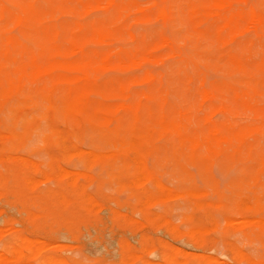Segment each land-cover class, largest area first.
<instances>
[{
  "label": "rangeland",
  "instance_id": "obj_1",
  "mask_svg": "<svg viewBox=\"0 0 264 264\" xmlns=\"http://www.w3.org/2000/svg\"><path fill=\"white\" fill-rule=\"evenodd\" d=\"M10 1L18 2L19 0ZM133 1L137 3L140 2L139 4H145L150 0ZM255 1L264 7V0ZM243 5L246 6L245 4ZM180 13L181 16L180 19L178 18L179 21L177 28L173 32L167 30V34L170 37L172 36L177 42V45L188 53L183 55L185 57L180 56L179 58V56H177L171 58L167 56V49H161L153 54L151 61H148L147 65L143 68L134 67V65L129 63V68L126 69H102L101 80L98 81L97 84H91V93L88 92L89 94L83 96L82 105L85 110L89 111L90 114L97 113L99 116L100 119L95 122L98 125L95 123L93 125L95 127L97 126L100 130H104V127L106 130L108 128L109 130L112 128V130H114V128H116L114 126H116V120L118 118H122L123 122V126L121 128V134L123 135H121V138L124 140V136H126L127 140L125 139V141L127 142L130 140V136L128 135H131L134 131L139 132L138 130H141V128L145 131L147 130L146 132L150 130L149 133L151 134L148 140L150 143L147 141V145L144 143L146 140L143 139L145 140L143 141L145 151L147 148V151L151 150V152L149 151L150 154H146L144 158L146 164H148L146 171L140 173L137 172V174L139 173L137 180L135 177L137 174L135 175L136 172L135 169H133L135 167V165L133 166V164H135V161H133L134 156H132L133 152L123 151L122 153V150L117 151L114 147L105 144L103 137H101L98 132L99 130H97L98 128H95L96 130H94L90 123L84 122L87 125L82 123L80 128L78 127V129H75L77 126H74L71 121L60 118L55 120L53 123L54 127L60 132H63L65 137H69L67 142L69 150L73 147V145L78 146L76 149H71L70 153H73L72 155L70 154L68 157L65 154L64 158L60 150L52 145L46 146L39 141L40 139H38V137H34L28 148L22 149L20 153L18 152V154L15 155V157H24L23 159L30 160V162H33L40 167V171L35 172L33 167L30 168V166L25 168L24 171L25 173L27 172L26 175L30 177L31 183L27 185L22 181L19 183L20 186L15 185V181H17L18 178L17 175L20 176L19 173H16L17 175H12L11 172L9 173L5 171L6 164L8 165L9 163V165H11L16 162L20 163V161H15L7 155L4 157L3 161L0 160V163L2 162L0 164V171H3V181L5 182L4 185L0 186V225H2L0 226V232L3 234H0L1 247H3V243L10 240L14 242L15 237L12 232L15 231L13 232L15 236L21 235V237H24L32 242L34 241L36 249H41L44 244L45 247L46 243L47 245L48 243L51 245L55 244L53 246L49 245L48 249H45L46 252L43 251V253L45 254L55 251L51 254L58 253L56 256H60L65 261H68L69 264H72L73 260L75 264L76 261L77 264H79V262L80 264H147L148 260V263H150V261L154 262L150 264H174L173 260L169 261L164 259V257L162 260V256H160L162 253L170 254L172 250H174L173 257H175L177 262L180 264H197L198 262L209 260L207 259L209 257H213L218 260V262L213 260L212 264H252L254 261L255 264L264 263V245L262 241H260L255 235L245 236L238 232L239 229H251V227H254L259 220L264 221V215H262L264 214V209L256 213L248 211L240 214L238 213L236 207V201L242 197L249 200V205L252 206L254 204L252 207L256 205V201L254 199L259 198V203L261 207L264 208V165H262V163H264V90L261 92L263 99L261 98L260 100L249 101V106L252 110H246L243 108L240 101V104L238 105L232 101L231 95L224 92L221 101L227 103L230 109L228 113L223 112L216 105H213L211 102H205L201 98L198 92L200 89V86L198 87L200 82L197 80V68L194 65L187 63L189 58L190 60L193 58L197 61H201V59L202 61H207L210 58L214 59L219 55H225L226 53L232 51H236L244 55L245 60L249 59L259 61L264 54V43L260 38L254 37L249 39L239 38L233 44L226 43L225 45H221L211 38L200 37L192 34L191 25L186 13L184 11H180ZM64 16H60V18H65V24L70 21L81 20L80 16L74 14L67 15L68 17ZM111 17V14H108L98 16L96 19L97 21L102 22L109 20ZM134 18L135 17L131 16L130 20L122 22L121 26L125 29L132 28L139 37V41L133 43L123 33L117 34L114 38V48L116 50L120 47L123 48L126 54L125 58L129 55L130 51L137 50L140 53L143 52L145 49V45L143 43L144 37L147 36V42L154 43L158 39L161 30L164 27L163 23L160 20L158 21L156 18L145 21H136ZM12 28L14 30L16 29L14 25L11 26V29ZM251 39L253 44L250 42ZM249 57L253 59H250ZM211 67L212 70H208V72H206L208 73L206 74L208 84L220 79L221 77H229L230 72L225 67H217L213 62H211ZM145 70L151 71L157 79L149 83H142L137 86H133V97L136 101L142 102L143 110L139 115V122L135 127H132L133 113L129 111H121L117 113L115 107L120 101L118 99L116 100V98L111 95L110 86L120 81L140 76ZM189 76L192 77V81L187 80ZM92 86L94 87L92 88ZM36 87V85H33L32 91L30 92L31 97L36 95ZM143 92L150 96V101H147L145 98H141V94ZM202 105H204V107ZM105 107H110V110L105 112ZM180 112L187 114L190 127L183 129L179 134H170L171 136L169 133L162 132L159 124L168 123L169 120H177L174 118L176 115L178 120H180ZM120 114L121 116H119ZM44 124L45 122L43 121H37L34 126L36 127L40 125L42 129H45V125L47 124ZM229 125L236 130L242 129L246 131V134L243 136V139L246 142H243V146L241 145L242 148H239L237 143V145L235 144V148L237 149H246L243 156L245 160L243 159L244 161L242 164L237 165V163L231 158L233 154L230 156L223 155L224 153H234L231 149L227 150L228 146L225 143H222L220 148H216V152L212 154L211 158H203L202 154L205 150L199 148L198 149L200 151L197 150V148H195V142L198 141L202 144L205 137L211 139L216 138L217 134L210 132L209 128L224 129ZM75 130L78 131L80 135L79 139L71 137ZM18 131H21V129L19 128ZM89 150L91 151L89 152ZM115 150L117 152H115ZM194 150L197 152L196 155L194 154ZM75 151L77 153H74ZM108 151H111L109 154L114 153V155L110 154L106 158L101 156L103 153V155H107ZM91 152H94L91 156L96 153L99 158L96 157V155H94V157H89V153ZM219 153L221 154L219 155ZM81 155L82 157L85 156L86 160H88L85 167L84 164H80L81 160L79 159L81 158ZM118 155H121L122 157ZM237 156L238 155H235L234 158ZM53 157L59 161L63 171H60V169H55L54 171L49 170ZM125 157L127 158L126 160H124ZM92 158L97 159L93 160ZM109 158L120 159L118 161L115 159L117 164H119V169H117L118 166L115 167L116 163L113 161L110 163L112 167L108 164L109 168H106L107 164L105 162H110ZM4 161L9 162L7 163ZM103 162L104 165L102 164ZM124 162L128 163L130 167L133 166V168H131L135 173L132 172L130 167L129 171H125ZM120 163H122V166H120ZM82 171H85V174ZM62 173L63 175H61ZM64 173L66 175L68 173L69 175H65L64 177ZM141 173L145 177L147 173L148 177L145 179ZM4 174H6L7 178ZM154 175L155 177H153ZM39 178L43 181H40ZM135 180H137V182ZM141 180L142 183L140 182ZM144 180H146V182ZM58 182L63 185L65 183V205H62L61 200H57L56 198L52 199L47 196V201L46 198L43 199V197H46L45 191L48 192L51 188L53 191L58 190ZM157 183H162L161 185L163 188H157ZM76 184L78 188L77 190L81 191L79 194L83 193L84 198H79V195H76V189L74 190V188H76L74 185ZM136 185L137 188L135 187ZM151 185L154 188H152ZM21 186L29 190L24 189V192ZM127 186H130V188H127ZM19 187L21 189H19ZM67 187L70 188L68 189ZM37 189L39 191H36ZM12 190H16V192ZM132 190L134 191L132 192ZM188 190H191V192L187 193ZM19 192L21 193V197ZM22 192L24 194H22ZM36 193L37 196H35ZM175 193H178L179 197H177L178 195ZM180 194L182 195L180 196ZM75 195L78 198L74 197ZM40 196L42 197L41 201L37 199ZM168 196L170 199L167 198ZM32 197L36 199L33 198V200ZM158 197L160 198L158 199ZM162 197H166L167 199H161ZM1 198H4L5 203ZM6 198H9L10 200ZM25 198L28 201H26ZM22 199L26 202H22ZM78 199L82 202H77ZM199 199L201 201H199ZM56 200L59 201V203L56 202ZM6 201H11V203ZM20 201L21 203H19ZM52 201L53 203H51ZM31 202L33 203L32 206ZM35 202H37V206L40 202L39 207L43 209L37 207L34 204ZM44 202L46 204H44ZM199 203L203 204L204 207H198ZM50 204L53 205V207ZM59 204L61 205V208H59ZM211 204H213V207H209ZM41 205H47V207L44 208L41 207ZM221 205L223 207H220ZM48 206H51V208ZM24 208H26V210H24ZM47 208L52 209L51 212H54V209L57 212H60L62 209V212H60L61 214L57 213L56 216H51L49 213L46 214L45 210ZM38 209H40V211ZM116 209L119 210L117 211ZM207 209L210 211L207 212ZM78 211L83 212V215H85L86 218L83 215L81 216H83L86 220L89 219L88 222L83 217L82 218L84 220L81 218L80 214L82 213H79ZM23 212L25 213L22 216ZM48 214L50 218L48 217L49 219H45L47 221H44L45 215L47 216ZM75 214H79L78 216L80 218L76 219L77 224H75L76 222L74 223ZM225 216H227L229 220L235 221L232 223L233 226L230 224V221H223L227 220ZM59 217L61 218L59 219ZM37 219H39V221ZM240 219H242V222H240ZM245 219H251V221L256 222H254L255 224L253 222H246L244 221ZM36 220L37 223L35 226L34 222ZM54 220H56L59 224H57ZM78 220L82 221L78 222ZM90 220L93 225L90 223ZM40 221L45 224H42ZM53 221L56 225L52 223ZM84 221H86V224L89 223L88 226L91 227H88ZM239 222L242 225H236L239 224ZM244 222L248 224L243 225ZM19 223L20 225H18ZM78 223L81 224L79 225ZM82 223L84 225H82ZM51 224L54 226H51ZM72 224L75 226L70 227ZM9 225L10 227L6 229ZM43 225H45V227ZM84 226L87 227L85 228ZM191 226H193V230L196 228V231H202V233L196 234L197 237L199 236V239L191 240L192 238L189 234ZM78 227L81 229H78ZM214 227L216 228L214 229ZM14 228L15 230H13ZM9 229L12 230L10 231ZM78 230H80V232L77 233ZM203 230L206 231V233H204ZM72 231L73 233L75 232L73 236ZM247 231H249V229ZM145 239L147 241H145ZM146 242L148 243L147 245L145 244ZM1 247L0 254L3 253V248L1 249ZM59 247L61 249H59ZM126 250L128 255L127 257H130L124 259L125 262H121V259L123 260V257H121L122 253ZM194 258L196 259L194 260ZM140 259L142 260L141 262ZM239 259L243 262L239 261ZM33 264H40L39 259H35V261L33 260Z\"/></svg>",
  "mask_w": 264,
  "mask_h": 264
},
{
  "label": "bare ground",
  "instance_id": "obj_2",
  "mask_svg": "<svg viewBox=\"0 0 264 264\" xmlns=\"http://www.w3.org/2000/svg\"><path fill=\"white\" fill-rule=\"evenodd\" d=\"M139 3L134 2L133 0H56V1L54 0H19L18 2H12L10 0H0V160L3 161L4 157L7 155V156H10V158L14 159L15 161H20V163L16 162L11 165H9L8 163L9 161L8 162L4 161V162H7L9 165L8 166L6 164L5 166L6 172H9V173L11 172L12 175L19 173V175L21 176L20 177L16 174L18 178H17V181H15L16 182L15 185L18 186L19 183L22 181L27 185L31 183L30 177L27 176L26 175L27 172L25 173L24 171L25 168L30 166V168L33 167V170L35 172L40 171V167L37 166L35 163L30 162V160H25L23 159L24 157H15V155L18 154V152L20 153L22 149L28 148L30 143L33 141L34 137H38V139H40L39 141H41L44 145L46 146L52 145L58 150H60L62 152L63 157L65 156V154L69 157L70 154L71 155L73 154V153H70L71 149H76L78 147L77 145H73V147L69 150L67 146L69 137H65V134L63 132H60L58 129L54 127L53 123L55 122V120L60 118V119H64L67 121H71L74 124V126H77V128L75 129H78V127L80 128V126H82V123L84 122L90 123V125H92L94 130H96L95 128H98L97 126L95 127L93 124L98 119H100L99 116L97 115V113L90 114L89 111L85 110L82 104H83V98H84L83 96L89 94L88 92H90L91 90V84L93 83L97 84V82L101 80V77H102L101 70L102 69L104 70L106 69L111 70L115 68H125L126 69V68H129L128 66L129 63L134 65V67L143 68L145 65H147L148 61H151V58H153V54L161 49L163 50L167 49L168 50L167 56L171 58L177 57V56H179V58L180 56L185 57L183 55L188 54L177 45V42L173 39L172 36L170 37L167 34V30H170L173 32L177 28V24L181 16L180 11L181 12L184 11L186 13V16L191 25L192 34L196 36L211 38L221 45L222 44L225 45L226 43L233 44L239 38L249 39V38H254V37L260 38L264 43V7L259 5L255 0H160V1L150 0L145 4H139ZM243 4H245L246 6H244ZM70 14L80 16L81 20L70 21L65 24V21H64L65 18H60V16H64V15L67 16ZM108 14H111L112 16L109 20L102 21V22L97 21L96 18L98 16L108 15ZM131 16L135 17L134 19L136 21H141V20L145 21V20H151V19L156 18L158 19V21L160 20L163 23L164 27L162 28L158 39L154 43L147 42V36L144 37L143 43L145 45V49L143 52L140 53L137 50H133V51H130L129 55L125 58L126 54L123 48L120 47L117 50L114 48V45H115L114 38L117 34L123 33L133 43H136L139 41V37L137 36V34L134 32L132 28L125 29L124 27L121 26L122 22L130 20ZM12 25H14L16 28L15 30L12 28L14 31L11 29ZM250 42L251 44H253L252 39L250 40ZM249 58L253 59L251 57ZM188 61H187L188 64H192L197 68V71H198L197 80H199L200 82V85H198V87L200 86V89L198 90V92L201 98L205 102H211L213 105H216L223 112L228 113L230 109L227 103H224L221 101V98L224 92L231 95L232 101H234L238 105L240 104L239 103L240 101L242 103L241 106L245 108L246 110H252V108L249 106V101H254L258 99L260 100L263 97L261 92L264 90V54L261 60L259 61L249 60V59L245 60L244 55L236 51L226 53L225 55H219L218 57L214 59L210 58L207 61L203 60L204 62L202 61V59L201 61H197V60H194L193 58L192 60H190L189 58ZM211 62H213L217 67L223 66L227 70H229L230 72L229 77H221L220 79L208 84L207 83L208 78L206 79V74L208 73L206 72H208V70H212ZM210 77H211V74H210ZM156 79L157 77L151 71L145 70L140 76H135L128 80L120 81L118 83L112 84L110 86L111 95H113L116 98V100L118 99L120 101L119 104L115 107L117 113L121 111L122 112L129 111L133 113L132 127H135L137 123L139 122V119H140L139 115L143 110L142 102L136 101L135 98L133 97V86H137L142 83H149ZM191 79L192 77L190 76L187 78L188 81H190ZM33 85L37 86L35 89L36 95L34 97H31L30 92L32 91ZM93 87L94 86H92V88ZM141 98L143 99L145 98L147 101H150V96L145 92L141 94ZM202 106L204 107V105ZM104 109L106 112L110 110V107H105ZM96 112H99V111H96ZM119 116H121V114ZM176 116L174 118L178 120ZM177 120L175 119L169 120L168 123L159 124V127L162 130V132L169 133V135L173 133L179 134L182 132L183 129H187L190 127L189 118L186 113L180 112V120L178 121ZM37 121L45 122V124H47V125L44 124L46 126L45 129H42L40 125L35 127L34 125ZM122 126H123L122 118H118L116 120V126H114L116 128H114V130H112L113 128L110 130L108 128L106 130L105 127H104V130H100L99 128L97 130H99L98 131L99 134L101 135V137H103L105 144H107L108 146L114 147L117 151L122 150L121 151L122 153L123 151L133 152V155H132L134 156L133 161H135V164H133V166L135 165V167L134 168L133 166L131 167L135 169L136 173L133 171V169L130 167L128 163L124 162L125 171H129V169L131 168L132 172H134L135 175L137 174V172L140 173V172L146 171V169L148 168L147 167L148 164H146L144 158L146 154H150L151 150H149L150 151L149 152L147 151L148 150L147 148V150L145 151L143 141L146 140V142L144 143L147 144V141L149 140L150 134H151L149 133L150 130L146 132L147 130L145 131L141 128V130H138L139 132L134 131L131 135H128L130 136V140H128L127 142L125 141L126 136H124L125 137L124 140L121 138V135H123L121 134ZM146 126L144 127L147 128ZM19 128L21 129V131H18ZM209 131L214 134H217V137L214 139L205 137L203 139L202 144L199 143L198 141L195 142L196 144L195 148H197V150L199 149L205 150L203 154L201 152L202 157L207 158V159L211 158L212 154L216 152V148H220L221 144L225 143L228 146L227 150L231 149L233 150L234 153H231V154L224 153L223 155L230 156L233 154L231 158L237 163V165L242 164V162L245 160L243 156H244L246 149L243 148L245 150H241L235 147L238 144V147L240 148L243 142H246L243 139V136L246 134V131L242 129L236 130L230 125L224 129L209 128ZM71 137L75 139H79L80 135L78 131L75 130V132L72 134ZM79 150H80V147H79ZM116 150L115 152H117ZM90 151L91 150H89V152ZM195 151L196 150H194V154L196 155L197 152ZM109 152L111 151H108L107 155H103L104 153L103 154L100 153V154H102L101 156H104V158H106L110 154L114 155V153L109 154ZM74 153H77V152L75 151ZM92 153L94 152L89 153L90 156L86 154L84 155L89 156V157H94L96 153L93 156H91ZM122 153L121 155L123 156ZM220 154L221 153H219V155ZM121 155H118V156H121ZM235 155H238L237 156L238 158L237 157L234 158ZM96 157H98V155H96ZM92 159L94 160L95 158H92ZM111 159L113 158H109L110 162L109 161L105 162L107 164L106 168H109L108 166L111 165L110 164L111 161L116 163L115 167L119 165L116 162L120 160L119 158L117 159L115 158L116 161L115 159L113 160ZM126 159L127 158L125 157L124 160ZM79 160H81L80 164L81 163L84 164V167L85 165H87L88 160H86L85 156L82 157L81 155V158ZM51 161H52L51 167L49 168L50 171H54L55 169H60V171L61 170L63 171L59 161L55 157H53ZM102 164L104 165V162ZM120 164H121L120 166H122V163ZM262 165H264V163H262ZM117 169H119V166L117 167ZM82 172H84L85 174V171H82ZM139 173L135 176L137 180H138L137 176H139ZM4 175L6 176V174ZM61 175H63V173ZM65 175L66 174L64 173V177ZM68 175L69 174L67 173L66 176ZM155 175L153 177H155ZM107 177H108V174H107ZM146 177H148L147 173H146ZM3 179H4L3 171H0V186L5 184ZM137 180L135 181L137 182ZM40 181H43V180L40 179ZM144 181L146 182V180ZM140 182L142 183V180ZM161 184L157 183V185L156 184L155 185L157 188L162 189L163 187ZM120 185H121V181H120ZM74 186L76 187L74 188V190L76 189L75 190L76 195H79L78 196L79 198L80 197L84 198L83 193L79 194L81 191L77 190L78 189L77 184ZM57 187H58L57 191L51 190L52 188L51 189L49 188L50 190L48 192L45 191L46 197H43V199L46 198V201H47V196L52 199L56 198L57 200H61L62 205H65V196H66L65 183L64 185L59 183ZM128 187L130 188V186H127V188ZM135 187L137 188V185ZM1 188H4V187H1ZM152 188L154 187L152 186ZM19 189L21 188L19 187ZM24 189L25 188L22 187V190L24 192L25 190H29V189H25V190ZM191 190H188L187 193L188 192L190 193ZM12 191L16 192V190H12ZM36 191H39V190L37 189ZM133 191L134 190H132V192ZM2 192H3V189H2ZM37 193L35 196H37ZM22 194L24 193L22 192ZM175 194L178 195V193H175ZM76 195L74 197H76ZM181 195L182 194H180V196ZM194 196H195V193H194ZM20 197H21V193H20ZM177 197H179V195ZM33 198L34 197H32V199ZM39 198L37 199L41 201L42 197L40 196ZM159 198L160 197H158V199ZM163 198L165 199L166 197H162L161 199ZM167 198H169V196ZM6 199H9V198H6ZM2 200L4 201V198ZM25 200L28 201L26 198ZM57 200L56 202L59 203V201ZM254 200L256 201V205L252 207L254 205L253 204L254 201L252 203L253 205L251 206L249 205L250 204L249 200L240 197L236 201V207H237L238 213L243 214L248 211L252 213L253 212L256 213L260 210H263L264 208H262L259 203L260 199L255 198ZM23 201L24 200L22 199V202ZM199 201L201 200L199 199ZM6 202L11 203V201H6ZM37 202L34 203L36 206H37ZM77 202H82V201L78 199ZM19 203H21V201ZM51 203H53V201ZM44 204L46 203L44 202ZM32 205L33 203L31 204V206ZM39 205H40V202H39ZM39 205L37 207H39ZM51 206L53 207V205ZM51 206L50 207L48 206V207L51 208ZM41 207L45 208L47 207V205L46 206L41 205ZM198 207L203 208L204 205L199 203ZM209 207H213V204L209 205ZM220 207H223V206L221 205ZM49 208H47L45 211H46V214L49 213L51 216H54V215L56 216L57 213L61 214L60 212H62L61 211L62 209L60 210V212H57L55 209H54V212H51L52 209H49ZM59 208H61V205ZM40 209H43V208H40ZM40 209L38 210L40 211ZM24 210H26V208H24ZM209 211L210 210L207 209V212ZM25 212L22 213V216ZM81 213L82 214H80V216L83 215V212ZM49 214L47 216L45 215L44 221H47L45 219L50 218ZM78 215L79 214L74 215L75 217L74 223L76 222V219L79 218ZM83 216H81V218ZM61 217H59V219ZM225 218L227 220H223V221L225 222L230 221V224L233 226L232 223L234 220L233 221L229 220L227 216H225ZM39 219L37 220L39 221ZM30 220H31V217H30ZM37 220L34 222L35 226H36ZM88 220L86 221L88 222ZM255 220H259V219H255ZM54 221L56 222V220ZM54 221L52 222L53 224H54ZM80 221L78 220V222ZM86 221H84L85 224H86ZM244 221L246 222L248 221L250 223L253 222L251 221V219H247V220L245 219ZM240 222H242V219H240ZM240 222L239 224H236V225H242ZM83 223L82 225H84ZM90 223L92 224L91 220H90ZM42 224H45V223H42ZM53 224H51V226ZM75 224H77V222ZM88 224L86 225L88 226ZM246 224L248 223L244 222L243 225H246ZM18 225H20V223ZM43 226L45 227V225ZM72 226H75V225L72 224L70 227ZM9 227L10 225L7 226L6 229ZM88 227H91V226H88ZM15 228L13 230H15ZM192 228L193 226H191V231L189 233L192 238L190 239L191 240L199 239V236L197 237L196 234L197 233L200 234L202 233V231L200 232L199 229H197L199 231H196L195 230L196 228H194V230ZM215 228L216 227H214V229ZM78 229H81V228L78 227ZM248 229L249 231H247ZM248 229L247 230L246 228L245 230L239 229L238 232L245 236L255 235L260 241H262L264 245V221L259 220V222H257L254 227H251V229L250 228ZM9 230L11 231L12 229H9ZM204 230H207V229H204ZM204 230L203 232L206 233V231ZM64 231H65V226H64ZM13 232L12 234L15 237L14 242L10 240L8 242L3 243L4 244L3 247L0 246L1 249L3 248V253L0 254V264H33V260L35 261V259H39L40 264H69L68 261H65L60 256H56V254L58 253L51 254L52 252H55V251L45 253V254L43 253V251H45V249H48L49 245L51 244L48 243L47 245L46 243L47 247L46 246L44 247L45 245L44 244L43 245L44 248L42 247L41 249H38V248L36 249L34 241L32 242L24 237H21V235L15 236ZM78 232H80V230H78L77 233ZM74 233L72 234V236L74 235ZM0 234L2 233L0 232ZM145 241L147 240L145 239ZM143 243H144V240H143ZM145 244L147 245L148 243L146 242ZM59 249L61 248L59 247ZM173 252L174 250H172L170 254L162 253V255L160 256H162L161 257L162 260L164 257V259L166 260H169V261L173 260L174 264H180L179 262H177L175 257H173ZM127 256H128L127 250L123 251L122 256H121L123 257V260L121 259V262H125L124 259L130 257V256L129 257ZM233 258H234V255H233ZM195 259L196 258H194V260ZM207 259L209 260H206L204 262H198L197 264H212L213 260H216V262H218V260L214 259L213 257L212 258L209 257ZM141 261L142 260L140 259V262ZM239 261H242V260L239 259ZM148 262L147 264L154 263L151 261L150 263ZM76 264H77V261H76ZM186 264H193V263H186ZM252 264H255V261Z\"/></svg>",
  "mask_w": 264,
  "mask_h": 264
}]
</instances>
